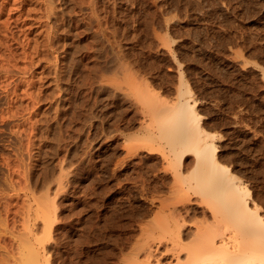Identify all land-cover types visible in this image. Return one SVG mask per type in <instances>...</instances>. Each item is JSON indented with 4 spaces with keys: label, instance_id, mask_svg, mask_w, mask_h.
Listing matches in <instances>:
<instances>
[{
    "label": "rangeland",
    "instance_id": "374dc122",
    "mask_svg": "<svg viewBox=\"0 0 264 264\" xmlns=\"http://www.w3.org/2000/svg\"><path fill=\"white\" fill-rule=\"evenodd\" d=\"M187 99L264 217V0H0V264L30 246L46 264H156L166 203L186 229L210 220L176 191L196 156L172 162L160 130Z\"/></svg>",
    "mask_w": 264,
    "mask_h": 264
},
{
    "label": "bare ground",
    "instance_id": "6f19581e",
    "mask_svg": "<svg viewBox=\"0 0 264 264\" xmlns=\"http://www.w3.org/2000/svg\"><path fill=\"white\" fill-rule=\"evenodd\" d=\"M195 102L196 100H185L180 113L174 115L175 119L177 114L179 115L176 121L172 116L173 118L168 120L170 126L167 128V122L163 125L164 130L162 127L160 130L164 132V137L167 136V140H170V151L174 156H171V161L175 160L180 166L189 152L196 156L193 174H196L194 176L197 183L196 179L194 184L188 182L184 190L180 184V188L175 187L176 191L182 190L186 195L188 190L195 192L207 210L202 208V211L195 206L193 212H200L206 218L205 212L208 211L210 220H201L204 225L200 221L197 222L194 231L186 229V218L182 213H187V210L183 208L181 213V209L177 207L178 202L182 204L184 201L181 203L179 197L176 202L166 203L168 206H165L170 209L169 215L172 217L167 229L175 230L174 233L170 231L172 235L167 238L171 246L162 249L159 246L161 239L153 241L154 243L146 248L145 260L163 264V259L171 255L173 261L168 264H264V217L259 212L248 185L232 172L228 165L217 160V145L207 140L211 133L200 125L199 115L194 109ZM183 204L185 206V203ZM190 208L186 205V209L192 212ZM184 240H187V243ZM36 248H26L30 253H27L23 261L27 264H46L48 261L45 252H40L39 247ZM168 252L170 254L166 256Z\"/></svg>",
    "mask_w": 264,
    "mask_h": 264
}]
</instances>
